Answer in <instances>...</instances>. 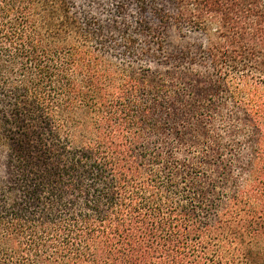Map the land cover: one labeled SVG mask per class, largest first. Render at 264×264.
Wrapping results in <instances>:
<instances>
[{
    "label": "trees",
    "instance_id": "obj_1",
    "mask_svg": "<svg viewBox=\"0 0 264 264\" xmlns=\"http://www.w3.org/2000/svg\"><path fill=\"white\" fill-rule=\"evenodd\" d=\"M0 264H264V0H0Z\"/></svg>",
    "mask_w": 264,
    "mask_h": 264
},
{
    "label": "rangeland",
    "instance_id": "obj_2",
    "mask_svg": "<svg viewBox=\"0 0 264 264\" xmlns=\"http://www.w3.org/2000/svg\"><path fill=\"white\" fill-rule=\"evenodd\" d=\"M225 114H229L231 111V105H227L224 109ZM232 123L231 121H229ZM190 124V125H188ZM203 127L208 129L209 135L212 136H219L223 139L224 143L227 142L228 138V132L230 130L229 123L226 122H203L201 123ZM192 130H191V128ZM234 127V126H232ZM197 128V124L195 122L190 121L189 123H184L181 126V130L183 131L185 135V141L181 144H175L176 145V155L179 158L184 157H191V158H199L203 156V153L205 150L203 148H206L208 145H212L211 142L206 141L203 134L198 132H194L193 129ZM197 130V129H196ZM209 142V143H206ZM230 155V152H227V157Z\"/></svg>",
    "mask_w": 264,
    "mask_h": 264
}]
</instances>
